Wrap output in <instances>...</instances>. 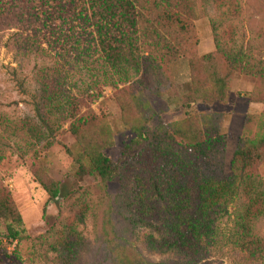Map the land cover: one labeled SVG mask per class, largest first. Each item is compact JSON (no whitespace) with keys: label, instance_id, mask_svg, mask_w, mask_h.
<instances>
[{"label":"rangeland","instance_id":"374dc122","mask_svg":"<svg viewBox=\"0 0 264 264\" xmlns=\"http://www.w3.org/2000/svg\"><path fill=\"white\" fill-rule=\"evenodd\" d=\"M194 1L198 17L187 22L186 36L191 38L185 53L171 57L163 71L148 67L146 45L128 53L126 45L113 35L100 36L93 24L63 23L51 3L33 0L29 9L17 1L9 6L13 13L0 11V209L14 210L21 220L15 223L17 237L9 240L5 222H11L12 215L5 211L6 218H0V264H129L119 260L123 255L133 264L178 261L150 246L152 236L162 234L171 206L167 199L153 196L152 189L157 183L165 193L170 177L178 174L179 180L192 182L184 176L191 171L190 152L185 154L175 138L170 144L146 141L140 151L122 157V147L134 134L125 125L117 99L133 95L147 102L141 112L150 115L152 127L210 115L215 124L209 129L224 137L226 172L240 137L246 131L249 136L264 134V0H207L204 5ZM1 2L7 6L10 1ZM46 10L45 17L51 16L47 20ZM26 35L44 51L39 47L24 52L19 38ZM78 37L88 50L86 65L77 61L71 47ZM189 59L196 61L197 70L190 69ZM213 70L226 77L224 99L207 96L183 107L182 95L193 81H205L203 87L211 88ZM112 81L118 85H105ZM52 92L56 97L48 101ZM37 110L52 118L51 134ZM90 116L96 118L79 128L86 135L82 142L95 144L94 149L105 131L112 139L103 153L118 170L107 184L95 175L77 174L76 159L84 150L69 124ZM258 173L264 180V161ZM38 177L58 185L54 200ZM226 226L231 229L229 223L221 224ZM255 229L264 238V216ZM217 259L209 264H220Z\"/></svg>","mask_w":264,"mask_h":264},{"label":"trees","instance_id":"16d2710c","mask_svg":"<svg viewBox=\"0 0 264 264\" xmlns=\"http://www.w3.org/2000/svg\"><path fill=\"white\" fill-rule=\"evenodd\" d=\"M8 1L9 5L4 6L0 0V11L13 13L9 6L17 1L29 9L33 6L31 5L33 0ZM41 1L51 3L57 17L62 19L63 23L78 21L82 27L93 24L100 36L113 35L114 39L128 47V53L136 46L146 45L143 52H147L149 57L147 65L154 71H163L171 57L175 58L179 53H185L187 47L185 45L188 44L189 37L191 38L186 36L190 29L187 22L198 17L194 0ZM206 1L200 0L203 5ZM46 13L47 10L43 13L44 17ZM38 17L36 13L35 18L39 19ZM50 17L46 16L45 20ZM58 33L61 34L62 41L67 43L65 34L62 31ZM28 38V35L19 38L25 43L24 52L38 50L40 46H34ZM73 42L75 45L71 47L75 53L74 57L86 65L88 50L83 46L84 41L78 37ZM40 50L44 51L41 47ZM207 58L202 56L204 61H207ZM189 63L191 70H197L195 60L189 59ZM191 77L194 79L193 71ZM210 79L213 82L210 89L203 87L205 81H193L189 91L182 95L181 105L189 106L193 102L206 99L207 96L212 101L223 100L228 90L226 77L219 76L213 70ZM120 81L123 83L126 79ZM105 83L118 85L116 81ZM47 97L50 101L56 94L52 92ZM117 103L123 113L125 125L134 134V138L122 147V157L133 150L140 151L146 141L154 140L165 144L174 141L175 138L179 139L185 154L186 150L190 152L191 171L189 175L186 173L184 176H188L192 182L188 179L184 182L179 180V174L170 177L171 181L165 193L160 191L157 183L153 184L152 195L159 199H167L171 206L168 210L169 218L163 224L162 234L157 239L152 236L150 240L152 249L159 254L177 256L178 261L175 264H189L188 261L209 264L213 258H218L220 264H225L223 262L226 261L228 264H264V238L255 229L257 221L264 216V180L258 173L264 161V134L249 136L246 131L233 151L226 172L223 166L224 137L217 130L209 129L215 124L214 120L208 117L210 115H199V119L190 116L183 123H160L152 127L148 124L150 115L143 116L141 112V106L148 105L147 102L143 103L137 96L122 95L117 99ZM133 104L136 105L135 108ZM131 112L133 117L130 116ZM37 115L45 130L51 134L53 129L50 128L49 121L52 118L44 117L39 110ZM95 118L79 117L69 124L70 132L84 150L76 159L78 163L76 173L95 175L100 182L107 184L118 170L117 163L103 153L105 148L112 145L109 131H105L106 137L102 136L99 139L100 144L94 149L92 147L95 144L92 146L91 143L82 142L86 135L83 134V130L79 132L81 126ZM176 159H180L179 155H176ZM197 161H200V165ZM37 181L48 194L49 200H54L58 196L60 189L54 181L49 179L46 182L42 177H38ZM1 208L4 211L0 209V218H6L3 215L5 211L6 214L12 215V221L5 222V230L7 239L14 240L18 235L15 223L21 222L20 217L14 210ZM225 216L227 220L223 222ZM222 223H229L231 229L227 226L224 229L221 227ZM121 259L133 264L128 255H123L119 260Z\"/></svg>","mask_w":264,"mask_h":264}]
</instances>
